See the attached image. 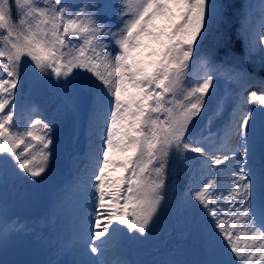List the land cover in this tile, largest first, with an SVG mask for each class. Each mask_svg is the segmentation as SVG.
<instances>
[{
    "label": "snow or ice",
    "instance_id": "obj_1",
    "mask_svg": "<svg viewBox=\"0 0 264 264\" xmlns=\"http://www.w3.org/2000/svg\"><path fill=\"white\" fill-rule=\"evenodd\" d=\"M101 7L99 0H0V165L11 161L32 182L50 169L54 125L36 106L27 109L26 123L14 122L28 66L38 79L74 87L76 105L91 107L85 186L94 211L81 241L82 254L97 259L79 264H110L109 251L128 240L127 233L148 238L173 158L189 167L186 203L202 209L218 230L203 235L194 221L190 226L204 256L199 264H262L264 78L257 73L264 71V0L255 26V6L242 0L236 40L223 30L235 6L218 0H117L118 27L101 19ZM214 33L213 46L203 52ZM255 84L260 93L249 92ZM202 112L206 131L197 134L199 121H193ZM192 162L202 177L195 187ZM221 165L230 169L224 190ZM15 231L5 222L0 238ZM215 241L223 243L227 260L215 258Z\"/></svg>",
    "mask_w": 264,
    "mask_h": 264
},
{
    "label": "rangeland",
    "instance_id": "obj_2",
    "mask_svg": "<svg viewBox=\"0 0 264 264\" xmlns=\"http://www.w3.org/2000/svg\"><path fill=\"white\" fill-rule=\"evenodd\" d=\"M71 2L80 3L81 0H71ZM260 2L261 0H248V4L255 6L253 13L259 10ZM116 5L117 0H111L110 3L100 9V17L118 27ZM43 80L50 93L49 99L41 101L24 98L23 95L18 96L14 122L20 125L26 123L27 109L30 106H36L39 109V117L54 125L55 147L50 160V169L43 178H37V182H35L38 187L47 189L51 198V205L48 213L41 219L28 220L17 215L12 204L14 198L18 191L28 188L32 180L30 177H24L11 161L8 164L0 165V196H2V200H0V227H3L5 222L16 227V231L9 234L6 239L0 238V254L3 257H20V261L26 264H79L88 258L97 259V257H93L94 254L89 253L88 257L82 254L81 241V236L90 231L88 222L94 211L93 192L85 186V173L92 136L90 130L91 107L85 102H80L79 106L76 105L73 99L76 95L74 87L61 88L54 79L43 78ZM18 91L22 92V89H18ZM217 99H219V95ZM232 106L233 99L230 98L226 101V108L231 109ZM21 107L25 109L23 116L21 115ZM53 111H56L55 116ZM193 123L196 121L194 120ZM204 123L207 125V120ZM218 123L217 120L214 127L218 126ZM206 125L204 131H206ZM182 163V161L175 160L173 166L181 167ZM175 173L176 170L172 168L169 178H172ZM194 175L196 177L195 187L202 180V177L198 176L196 165ZM194 175L192 174V176ZM173 180L174 178L171 179L172 183ZM230 180V169L221 165L218 177L219 187L222 190L227 189ZM186 201V193L180 196L175 203H170L167 200L170 206L167 203L165 206L173 213L170 221L167 210L162 207L158 215H162V223L169 225L168 229H170V225H173V229L178 233L177 237L180 239L189 237L190 228L183 217L187 212H192L198 214L204 222V224L201 223L203 235L218 231L213 227L214 222L211 217H208L202 209L189 206ZM183 212L185 213L183 214ZM105 222L102 220V224ZM165 233L170 234L169 231ZM158 234L159 231L156 235ZM127 235L128 240L121 241V245L109 251V257L106 258L109 262L123 259L128 264H147V261L148 264H162V262L177 259L175 247L171 250H165L167 248L164 243H154L149 249V259L145 260L143 248L146 245L140 243L138 237L135 240L131 239L135 234L127 233ZM215 244V258L227 260L228 256L223 252V243L215 241ZM178 246L183 248L182 245ZM33 250L35 251L33 252ZM146 254L148 255V253ZM198 258H201L199 254L192 262L196 264Z\"/></svg>",
    "mask_w": 264,
    "mask_h": 264
},
{
    "label": "trees",
    "instance_id": "obj_3",
    "mask_svg": "<svg viewBox=\"0 0 264 264\" xmlns=\"http://www.w3.org/2000/svg\"><path fill=\"white\" fill-rule=\"evenodd\" d=\"M218 2H223L225 4H231V5L235 6L233 8H230L229 11L227 12L228 20L223 25V30H224V32L226 34L231 35L233 40H236L237 39L236 30L239 27V18H238L237 13L239 11L240 4H241L242 0H218ZM243 2H246V1L243 0ZM216 35L217 34L214 33L212 37H209V39L207 41H205V45H204V48H203L205 53H207V51L213 46ZM235 51L237 52L238 55L240 54L239 44H237V47H236ZM222 56H223V51H221L220 54H219V57H222ZM258 73L264 74V71H261V72H258ZM214 106H215L214 105V101H212L206 107L207 108H212ZM204 116H205V113L202 112L201 113V117H197L196 120H195V121H199L200 122V126L204 122V119H202V117H204ZM174 160L175 159L173 158V160L170 162V165H169L170 168L173 167ZM178 168L180 169V167H178ZM174 179H176V182H177V184H178V186L180 188H182L186 184V175L180 176L178 174V172H176V176H175ZM161 223H162V215H158V218L155 221V226L152 228L151 233L148 235V238L146 240H148L150 238V236L153 234V231L155 230V227L160 225ZM186 262H187V259H183V264L186 263Z\"/></svg>",
    "mask_w": 264,
    "mask_h": 264
},
{
    "label": "water",
    "instance_id": "obj_4",
    "mask_svg": "<svg viewBox=\"0 0 264 264\" xmlns=\"http://www.w3.org/2000/svg\"><path fill=\"white\" fill-rule=\"evenodd\" d=\"M23 73H24V76L27 77L28 94L30 96H41L45 92V87L43 86L41 82V78L39 79L37 78L39 74L37 73L36 75H33L32 68L28 66H25L23 68ZM23 195L19 197V202L23 200V197H24ZM34 196H37V199H36V202L32 203V205L37 208V215L34 216L30 213L31 207H28L26 211L29 212V214L32 215L33 217H37V216L40 217L47 211L49 207L48 192L45 189H36L32 186V188L30 189V192L27 193L25 200L22 201L24 203L22 209H21V205H22L21 203L18 205V209L19 210L21 209L20 211H22L25 214V208H26L25 202H28V205L31 206L30 200ZM29 214L27 215L30 216ZM3 262H12V261L8 260V261H3Z\"/></svg>",
    "mask_w": 264,
    "mask_h": 264
},
{
    "label": "bare ground",
    "instance_id": "obj_5",
    "mask_svg": "<svg viewBox=\"0 0 264 264\" xmlns=\"http://www.w3.org/2000/svg\"><path fill=\"white\" fill-rule=\"evenodd\" d=\"M226 115H227V112H225V116H226ZM218 122H219V123H218V125H219V124L221 123V121H220V120H218ZM0 200H2V196H0ZM2 223H3V221H2ZM3 224H4V223H3ZM119 245H121V244H119ZM119 245H118V246H119ZM116 247H117V246H116ZM116 247H114V248H116ZM114 248H113V249H114ZM108 255H109V253H108ZM108 255H107V257H106V258H108V257H109ZM93 257L95 258V257H96V255L94 254V255H93ZM16 258H17V259L20 261V257H16ZM110 264H111V262H110Z\"/></svg>",
    "mask_w": 264,
    "mask_h": 264
}]
</instances>
